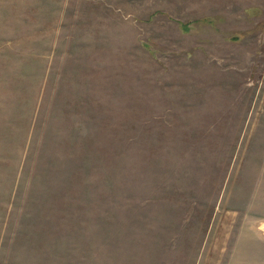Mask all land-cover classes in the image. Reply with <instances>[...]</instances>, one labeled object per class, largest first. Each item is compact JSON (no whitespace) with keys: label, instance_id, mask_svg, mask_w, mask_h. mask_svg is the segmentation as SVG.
<instances>
[{"label":"rangeland","instance_id":"374dc122","mask_svg":"<svg viewBox=\"0 0 264 264\" xmlns=\"http://www.w3.org/2000/svg\"><path fill=\"white\" fill-rule=\"evenodd\" d=\"M0 264H264V0H0Z\"/></svg>","mask_w":264,"mask_h":264}]
</instances>
